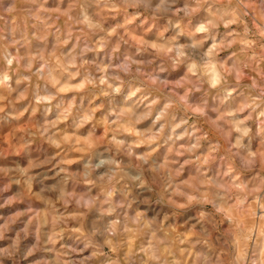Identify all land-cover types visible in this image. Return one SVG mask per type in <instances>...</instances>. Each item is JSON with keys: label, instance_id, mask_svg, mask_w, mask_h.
<instances>
[{"label": "clouds", "instance_id": "obj_1", "mask_svg": "<svg viewBox=\"0 0 264 264\" xmlns=\"http://www.w3.org/2000/svg\"><path fill=\"white\" fill-rule=\"evenodd\" d=\"M0 264H264V0H0Z\"/></svg>", "mask_w": 264, "mask_h": 264}]
</instances>
